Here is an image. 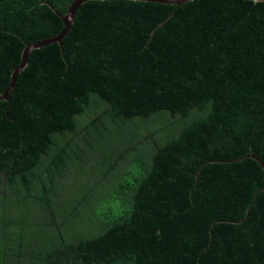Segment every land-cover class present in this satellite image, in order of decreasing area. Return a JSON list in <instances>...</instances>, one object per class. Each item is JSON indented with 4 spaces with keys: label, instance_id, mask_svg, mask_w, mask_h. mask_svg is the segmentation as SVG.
Returning <instances> with one entry per match:
<instances>
[{
    "label": "trees",
    "instance_id": "1",
    "mask_svg": "<svg viewBox=\"0 0 264 264\" xmlns=\"http://www.w3.org/2000/svg\"><path fill=\"white\" fill-rule=\"evenodd\" d=\"M72 1L0 0V264H264V1Z\"/></svg>",
    "mask_w": 264,
    "mask_h": 264
},
{
    "label": "water",
    "instance_id": "2",
    "mask_svg": "<svg viewBox=\"0 0 264 264\" xmlns=\"http://www.w3.org/2000/svg\"><path fill=\"white\" fill-rule=\"evenodd\" d=\"M84 1L86 0H73L71 2V4L69 5L68 7V10L65 14H62L61 15V19L64 21L65 23V27L62 29L61 31V34H64L65 31L68 29L70 23L72 22L73 18H74V15L76 13V10L78 9V7L80 6L81 3H83ZM143 1H154V2H160V3H170V4H176V5H179L181 3H184L188 0H143ZM255 1H264V0H255ZM58 37L56 38H49L48 40L46 41H42V42H33V43H28L24 48H23V51H22V55H21V62L19 63V65L17 66V68L13 71V79H14V76L16 75V73L18 71H20L21 69H23V67L26 65L27 63V58H28V54H29V51L35 47H39L41 44H46L48 42H51V41H54V40H57ZM13 81V80H12ZM13 83L10 84V86H12ZM1 96L3 95H0V99L2 98ZM260 165L261 167L264 169V163L259 159L257 158L254 154L251 155Z\"/></svg>",
    "mask_w": 264,
    "mask_h": 264
},
{
    "label": "rangeland",
    "instance_id": "3",
    "mask_svg": "<svg viewBox=\"0 0 264 264\" xmlns=\"http://www.w3.org/2000/svg\"><path fill=\"white\" fill-rule=\"evenodd\" d=\"M9 88H10V86H9ZM3 96H1L2 98L4 97V95H5V92L2 94ZM114 132L116 133V131L114 130ZM120 132V131H119ZM119 132L118 133H116V134H119ZM125 133H127L126 131H124ZM121 133V136L122 137H126L127 135H125V133H122V132H120ZM125 135V136H124ZM130 169V168H129ZM128 169V170H129ZM139 169H140V167H139Z\"/></svg>",
    "mask_w": 264,
    "mask_h": 264
}]
</instances>
